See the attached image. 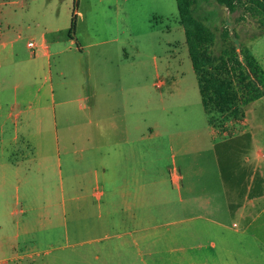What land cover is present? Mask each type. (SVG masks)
<instances>
[{
	"label": "crops",
	"instance_id": "0c3cea01",
	"mask_svg": "<svg viewBox=\"0 0 264 264\" xmlns=\"http://www.w3.org/2000/svg\"><path fill=\"white\" fill-rule=\"evenodd\" d=\"M48 23L46 12L32 18L40 35L27 56L19 35L0 33V264L58 251L66 264H148L165 252L176 253L167 264H206L193 259L205 242L215 249L208 237L161 250L195 228L221 233L229 216L261 241L249 231L264 226V96L221 126L202 106L205 120L175 126L162 105L165 82L158 96L143 89V62L109 42L63 45Z\"/></svg>",
	"mask_w": 264,
	"mask_h": 264
},
{
	"label": "rangeland",
	"instance_id": "374dc122",
	"mask_svg": "<svg viewBox=\"0 0 264 264\" xmlns=\"http://www.w3.org/2000/svg\"><path fill=\"white\" fill-rule=\"evenodd\" d=\"M73 0H0V33L8 32L16 38L19 52L22 56L29 55L26 44L32 42L38 44L40 31L35 29L32 18L41 13H48V25L60 31L63 45L70 41L68 32L70 27ZM75 29L73 39L81 45H90V51L94 50L96 43L109 42L106 44L115 45L118 54L126 52L131 61L136 64L143 62V76L147 77L149 85L144 87L158 96L160 88L158 81H164L162 89V105L165 109L166 121L172 118L175 126H193L198 115L205 120L201 109L198 90L195 82L194 72L191 68L190 59L186 51L183 32L176 34L172 31L182 27L178 23V13L175 0H76ZM204 9L215 11L218 21L210 25L215 33L216 41L212 48L214 55H218L223 48L221 35L228 32V39L237 45L246 46L252 53H255L264 66V26L263 19L252 17L243 10L234 13L228 12L224 7L218 6L215 0H207L203 5ZM207 25V24H206ZM135 47L139 54L134 51ZM124 49V50H123ZM172 63L169 72H163L166 62ZM180 64H179V63ZM154 64L158 68L160 80L155 79L156 73ZM133 74H136L134 67ZM171 89H168L169 81ZM155 81L156 87L152 90L150 82ZM157 81V82H156ZM172 95H170V93ZM215 126H221V117L211 115ZM169 124V123H168ZM48 126V125H46ZM56 126H61L59 121ZM187 163H180L181 173L187 174ZM179 165V163L177 164ZM259 223V222H258ZM199 224V222H197ZM221 233L205 235L203 228H195V237L189 236L187 232L182 235L178 242L168 243L161 251L176 249L195 245L198 239L212 240L215 249L210 250L208 243L198 255L194 262L206 264H264V226H255L249 233H256L261 239L254 242L243 237V228L240 221L229 216L225 221ZM238 224V230L232 227ZM177 229L187 230V225H176L170 228L172 234ZM191 237V238H190ZM199 242H197L198 244ZM61 252L53 253L55 263L49 259L52 256L42 257L36 264H66L62 260ZM70 254V253H68ZM175 252L159 256L145 258L148 264H167L168 258L175 256ZM206 259H205V258ZM75 262V259H73ZM69 261V264H73Z\"/></svg>",
	"mask_w": 264,
	"mask_h": 264
},
{
	"label": "trees",
	"instance_id": "16d2710c",
	"mask_svg": "<svg viewBox=\"0 0 264 264\" xmlns=\"http://www.w3.org/2000/svg\"><path fill=\"white\" fill-rule=\"evenodd\" d=\"M215 2L230 13L243 10L264 21V0ZM175 3L204 113L210 123L212 114L222 121L242 116L244 106L264 96L263 69L246 46L228 39L227 31L221 35L223 48L218 55L213 54L216 37L210 25L217 23L218 17L215 11L204 9L207 0H175ZM76 8L77 2L73 0L68 32L71 39Z\"/></svg>",
	"mask_w": 264,
	"mask_h": 264
},
{
	"label": "built area",
	"instance_id": "2783aa9c",
	"mask_svg": "<svg viewBox=\"0 0 264 264\" xmlns=\"http://www.w3.org/2000/svg\"><path fill=\"white\" fill-rule=\"evenodd\" d=\"M27 46H28L29 49H32L34 47V45L32 44V42L28 43Z\"/></svg>",
	"mask_w": 264,
	"mask_h": 264
}]
</instances>
